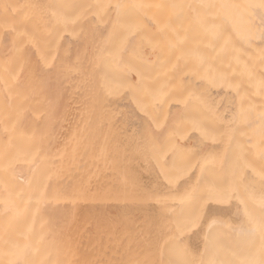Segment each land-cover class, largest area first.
Returning <instances> with one entry per match:
<instances>
[{"label":"bare ground","instance_id":"6f19581e","mask_svg":"<svg viewBox=\"0 0 264 264\" xmlns=\"http://www.w3.org/2000/svg\"><path fill=\"white\" fill-rule=\"evenodd\" d=\"M0 264H264V0H0Z\"/></svg>","mask_w":264,"mask_h":264}]
</instances>
